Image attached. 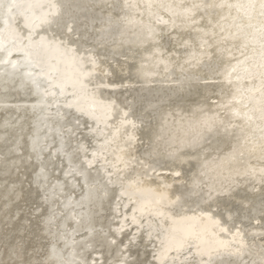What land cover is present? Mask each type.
<instances>
[{
	"label": "snow or ice",
	"instance_id": "1",
	"mask_svg": "<svg viewBox=\"0 0 264 264\" xmlns=\"http://www.w3.org/2000/svg\"><path fill=\"white\" fill-rule=\"evenodd\" d=\"M97 6L110 10L100 28L66 15L59 0H0V84H31L40 97L31 107L43 113L23 143V127L10 129L7 117L0 130V249L7 257L0 264L242 257L246 236L264 238V0ZM213 63L221 79L203 82L222 86L221 99L211 102L224 116L193 101L198 119L170 123L172 112L128 98L154 83L150 67L184 72ZM234 101L251 104L244 118L258 135L233 131L226 117H239ZM192 153L203 155L189 180L177 165ZM242 184L248 194L236 199ZM185 195L198 197L196 208L184 206ZM42 236L55 242L41 243Z\"/></svg>",
	"mask_w": 264,
	"mask_h": 264
},
{
	"label": "bare ground",
	"instance_id": "2",
	"mask_svg": "<svg viewBox=\"0 0 264 264\" xmlns=\"http://www.w3.org/2000/svg\"><path fill=\"white\" fill-rule=\"evenodd\" d=\"M61 4H63L64 12L66 15H70L80 20H84L86 23H89L90 26L95 28H100L101 21L105 20L110 12L106 7L101 8L97 5L103 3V0H59ZM111 2L115 3L116 0H111ZM235 15V12L233 13ZM239 23L247 25L248 21L246 19L241 18ZM252 23H256V21H252ZM125 39H131L130 34L125 37ZM138 59V58H137ZM121 64L127 63L128 65H132L135 63L134 60L129 59L127 62L123 59L120 60ZM207 65L208 62L205 61ZM138 67L139 65L136 64ZM215 67L213 63L212 67L201 66L196 69H190L182 72L179 67L172 66L166 72L164 70V66L160 65L157 68H148L146 69L149 72L156 73L151 77L154 81L150 85L149 88L141 89L137 87L135 89L130 90L129 100H134L139 106L140 104H144L145 106L149 105H157L159 110L164 112H172V116L169 117V122L171 123L173 119L179 121L181 124H185L188 120L198 119L202 113L196 112L193 114L192 108L195 106L192 102H198L199 105L203 106L204 111L209 115L212 114L213 109L219 111L221 116H224L223 110L216 108L215 105L212 104V100H219L221 97L217 95L220 88L222 87L220 84L216 83H208L205 84L204 80H219L221 77L216 76L213 72L212 68ZM124 73L128 72V68H124ZM135 71V68L132 69ZM189 77H199L200 79H189ZM6 89V91H5ZM239 95V94H238ZM243 95H246L244 93ZM40 97L35 93V89L32 88L31 84H22L19 79L15 80L14 83L9 84H0V130H2L5 126V117L8 119L9 128L11 129L13 126L16 130H18L21 126L24 129V134L22 137V143L27 138V134L29 131V126L31 123L37 120V117L42 115L40 108H36L33 110L31 107L38 103ZM25 105V107H21L19 111L13 107V105ZM245 107L244 104L233 102V108L239 112V117L232 118L230 115L226 117L228 119H232L233 123L237 125L234 132L240 133H248L253 134L255 130V124L251 120H247L244 118V113L249 111V108ZM54 111V109H52ZM179 111L180 115L177 116L176 112ZM255 115V114H253ZM24 117L27 116L28 119L21 120L19 124L14 119V117ZM255 134H259L258 130H255ZM137 135H140L138 132ZM0 143H3L0 140ZM216 138H212V146H215ZM206 147H209L206 145ZM221 147L226 148V142L221 144ZM215 154L209 151L210 155ZM203 155V153H192L191 158L183 160L182 163H178L177 167L183 169L186 174L187 179L190 180L192 174L196 172L197 165L199 164V158ZM169 182L172 181V178H168ZM187 187V185H185ZM181 188L180 184H175L174 189L179 190ZM172 191V190H170ZM178 194V193H176ZM248 194L247 186L241 185L237 190L236 199L241 198L242 196ZM174 198V195H173ZM185 199L187 203H185V207L189 209L196 208V203L198 201V197L196 195H192L188 197L185 195ZM250 199L256 200L258 202V197L255 195L250 196ZM3 201H0L2 204ZM235 203V201H233ZM71 214V213H70ZM188 215H192L191 210H189ZM74 226L71 220L67 221V227L69 231ZM2 227V224H0ZM86 236L87 233H84ZM221 238L223 234H221ZM76 240H81L82 236H76ZM227 239H231V237H227ZM248 247L245 249L244 255L240 258L236 257H222L217 258V264H229L230 260L239 259V264H262L264 262V248L261 246L264 245V238H253L250 236L245 237ZM49 240L55 242L54 238L51 236H42L41 243L46 244ZM59 248H63V243L59 244ZM69 251L71 249H68ZM43 251V249L41 250ZM0 258L6 259L7 257L3 255V250L0 249ZM39 259L40 257H36Z\"/></svg>",
	"mask_w": 264,
	"mask_h": 264
}]
</instances>
